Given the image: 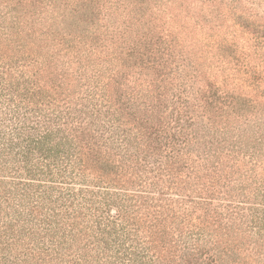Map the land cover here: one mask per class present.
I'll return each mask as SVG.
<instances>
[{
    "label": "trees",
    "instance_id": "1",
    "mask_svg": "<svg viewBox=\"0 0 264 264\" xmlns=\"http://www.w3.org/2000/svg\"><path fill=\"white\" fill-rule=\"evenodd\" d=\"M0 264H264V0H0Z\"/></svg>",
    "mask_w": 264,
    "mask_h": 264
},
{
    "label": "rangeland",
    "instance_id": "2",
    "mask_svg": "<svg viewBox=\"0 0 264 264\" xmlns=\"http://www.w3.org/2000/svg\"><path fill=\"white\" fill-rule=\"evenodd\" d=\"M233 85H234V84L232 83V87H233Z\"/></svg>",
    "mask_w": 264,
    "mask_h": 264
}]
</instances>
